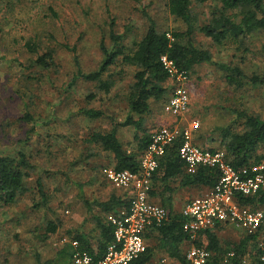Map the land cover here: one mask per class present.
I'll list each match as a JSON object with an SVG mask.
<instances>
[{"label":"rangeland","instance_id":"obj_1","mask_svg":"<svg viewBox=\"0 0 264 264\" xmlns=\"http://www.w3.org/2000/svg\"><path fill=\"white\" fill-rule=\"evenodd\" d=\"M166 2L10 0L8 3L0 0V156L23 151L35 164L27 180L30 190L12 205L0 202V261L3 264H37L36 251L44 261L57 259L56 264H74L67 252L62 258L58 252L62 248L68 250L72 235L78 231L87 233L96 243V221L80 197L78 184L83 185V194L91 200H107L112 193L127 197L123 188L114 186L103 174L105 167L115 168L114 155L88 139L93 132L111 130L113 120L126 117V98L136 68L122 64L121 57L110 66L103 77L115 80L109 93L100 92L97 83L83 78L73 81V77L79 69L89 72L99 67L104 57L101 44L111 47L112 29L125 33L124 43L128 46L144 36L149 17L156 21L160 32L185 31V23L170 13ZM217 5V0L194 4V12L205 22ZM50 6L57 11L56 16L50 15ZM29 37L41 42L42 51L49 48L55 51L57 66L53 70L38 72L35 67H29L32 54L23 46V39ZM194 39L211 51L214 62L239 66L249 75L264 74V30L242 42L229 40L215 44L199 32L194 34ZM189 76L193 83L191 108L180 128L183 130L198 121L201 136L197 140L206 141L198 145L221 148L223 128L242 132L245 117L240 116L241 112L264 118V85L246 81L243 88L234 87L214 63L197 65ZM173 84L171 81L170 94ZM152 101L153 110H161L163 103ZM83 107L99 108L105 114L92 120L81 112ZM28 112L35 122L25 120ZM156 119L154 114L147 117L148 131L156 128L159 123ZM137 131L133 126L119 127V136L129 150L137 148L135 133L143 134ZM259 151L263 152L264 148ZM39 178L44 183L46 204L37 188ZM177 183L173 181L174 186ZM162 189L157 187L156 195L150 194L152 201L159 205ZM197 191L196 187H178L173 193L176 211H182L189 200L206 193ZM176 197L180 198L176 200ZM36 203L42 206L37 207ZM258 208L264 210V204ZM49 221L58 223L59 228L43 241L42 233ZM233 225L219 230L223 242H238L244 236ZM251 253L245 257L244 264H259L255 249Z\"/></svg>","mask_w":264,"mask_h":264},{"label":"trees","instance_id":"obj_2","mask_svg":"<svg viewBox=\"0 0 264 264\" xmlns=\"http://www.w3.org/2000/svg\"><path fill=\"white\" fill-rule=\"evenodd\" d=\"M7 1L10 2V0ZM210 1L212 0H167L166 4L170 13L185 23V31L160 32L156 21L149 17V25L144 36L134 40L132 45L128 46L124 43L125 33H116L112 29L111 47L104 42L101 44L104 57L99 67L89 72L79 69L74 74L73 81L83 78L97 83V89L100 92L109 93L115 85V80L103 77L109 71L110 66L115 65L121 57L122 64L136 68L134 80L126 98L128 106L126 117L121 121L113 120L111 130L93 132L88 139L89 142L100 145L105 151L114 155L116 170H130L138 173L141 169L142 155L151 144L153 135V131L150 132L145 128L147 115L151 113L150 102L152 99L167 102L169 98L167 94L171 91L167 85L170 75L161 60L164 55L171 58L180 71H186L188 74H191L197 65L214 63L226 73V80L234 87L243 88L246 81L254 85H264V74L249 75L239 66L214 62L211 51L198 45L194 39V34L199 32L215 44H224L229 40L242 42L253 33L264 30V0H217L219 5L215 7L212 17L201 22L194 12V4H204ZM2 3L6 2L2 1ZM49 8L51 16L58 14L53 7ZM40 44L41 42H38L35 37L23 39L24 48L32 54L30 57L32 65L29 67H35L38 72L41 70L51 71L57 66L55 51L52 48L42 51ZM93 96L92 94L89 98L91 99ZM81 112L92 120L105 114L104 110L95 107H83ZM240 116L245 117L244 130L234 132L229 128H223L222 147L209 148L214 151L224 150L228 161L238 169L264 160V151H259L260 148H264V118L246 112H241ZM24 118L26 121L35 122L34 116L29 112ZM127 126H133L138 130L137 132H143L142 135L135 133L134 139L138 144L134 150H129L119 136V127ZM181 145L182 138L180 137L160 158V165L153 174L151 193L156 195V184L161 183L163 188L161 192L162 206L167 210L166 220L153 229L159 233L157 247L166 251L180 264H192L187 258V251L193 245L203 246L212 252V256L206 264H244L247 254L255 249L256 261L259 264H264L261 259L264 249L260 246L259 234L246 232L247 234L238 242H223L219 236V230L224 227L223 222L216 223L213 228L198 231L194 238L184 230L186 218L182 213L174 210L173 196L167 195V192L173 191L171 182L181 178L182 184L185 186L205 185L213 188L221 173L219 169L212 167H200L196 173H188L186 163L179 155ZM34 170L35 164L31 162L30 156L23 151H18L15 155H1L0 202L12 205L27 193L30 190L27 180L32 176ZM37 184L38 191L46 204L47 195L41 178L38 179ZM78 185L81 191L80 197L83 198L89 214L96 221L98 236L96 243H93L87 233L78 231L72 235V239L79 242L77 250L87 252L96 259H100L107 253L108 246L114 241L115 225L108 220V214L119 213L121 209L129 210L131 201L128 197L117 193H112L107 200H91L83 194V185ZM237 196L240 204L251 206L254 209H261L258 206L264 204V189L254 195L237 194ZM36 206L42 205L36 203ZM58 228V223L49 221L42 233V240L49 239L52 234L57 232ZM68 232L72 234L71 231ZM67 249H60L58 256L62 258L61 256L67 252L70 260L73 261L76 248L70 243ZM154 251L155 247L148 245L147 250L129 264H149L154 256ZM35 258L37 264L57 263V259L44 261L39 251L35 252ZM5 260H9V258ZM0 264L3 263L0 261Z\"/></svg>","mask_w":264,"mask_h":264},{"label":"built area","instance_id":"obj_3","mask_svg":"<svg viewBox=\"0 0 264 264\" xmlns=\"http://www.w3.org/2000/svg\"><path fill=\"white\" fill-rule=\"evenodd\" d=\"M161 60L174 82L165 110L173 116L185 115L191 108L192 80L168 56L164 55ZM198 127V121L183 130L170 125L158 127L142 155L138 173L119 171L113 167L103 169L110 183L126 190L131 207L108 214V220L115 225L114 241L102 258L96 259L87 252L77 250L79 242L70 239L71 245L76 248L74 264H129L147 250L146 233L167 218L166 208L154 203L150 196L153 174L160 165V158L180 137L179 155L185 161L188 173H196L200 167L217 168L221 173L210 191L189 200L183 207L181 213L186 218L184 230L194 238L198 231L214 227L218 222L232 223L249 234H259L260 246L264 249V210L240 204L237 196L254 195L264 189V160L238 169L228 161L224 150L214 151L195 143L193 129ZM211 256L212 252L203 246L193 245L187 251V258L192 264H206ZM261 259L264 261V254ZM160 264H167L166 259H162Z\"/></svg>","mask_w":264,"mask_h":264},{"label":"crops","instance_id":"obj_4","mask_svg":"<svg viewBox=\"0 0 264 264\" xmlns=\"http://www.w3.org/2000/svg\"><path fill=\"white\" fill-rule=\"evenodd\" d=\"M170 82H171V79L169 80V82L167 83V85L170 87ZM171 89V88H170ZM170 93L168 92V97L170 96L169 95ZM153 100V99H152ZM151 100V113L150 114H148L147 115V117L149 116V115H151V114H154L155 115V117H157V119H156V122H159L157 125H156V128L153 130V132L158 128V127H160V126H158L159 124L160 125H170V126H178V127H181V125H184L185 123H183L184 121V117L187 115V114H185V115H182V116H173L172 114H170V113H168V112H166V110H165V104H166V102H164V101H161L162 103H163V107L161 108V110H159V111H157V110H153V108H152V101ZM165 100V99H164ZM157 111V112H156ZM158 120V121H157ZM146 121H147V119H146ZM164 123H163V122ZM192 125V123L190 124V126ZM201 132L199 131V127L198 128H195V129H193V136H194V141H195V143L197 144V143H199V142H204V143H206V141H204V140H200V141H198L197 139H199V138H197V136L198 137H200L201 135ZM197 141V142H196ZM201 146H202V144H200ZM203 147H205V145H203ZM177 180V185H173V181L175 182V180H173L172 182H171V184H172V187H173V191H171V192H167V195H172L173 196V208H174V210L176 211V209H175V198H174V192H176L177 191V189H178V187H181V185L182 186H184V187H196V189L199 191V193H201V192H204V191H206V192H208V191H210L212 188H209L208 186H205V185H195V186H191V185H188V186H185V185H183L182 184V180H181V178H177L176 179ZM179 184V185H178ZM157 185V187L158 188H160L161 187V183H157L156 184ZM198 186V187H197ZM177 188V189H176ZM122 189V188H121ZM124 191L126 192V190L124 189ZM197 191V192H198ZM125 195H126V193H125ZM165 195H166V193H165ZM127 196V195H126ZM177 198H180V197H176V200H177ZM160 202H161V205H162V193H161V196H160V200H159ZM120 211V210H119ZM118 211V212H119ZM176 212H178V211H176ZM179 213H181V211H179ZM222 225H223V223H222ZM227 225H233L232 223H224V225L223 226H227ZM233 226H235V225H233ZM211 228H213V227H211ZM239 229L240 230H242V232H243V235H245V234H247L246 233V231L244 230V229H242V228H240L239 227ZM151 233V234H150ZM148 234H150V236H148ZM158 235H159V233L156 231V230H150V231H148L147 233H146V240H147V243H148V245L149 246H152V247H155V250H159V252H162L161 254L162 255H164V256H161V257H159L161 254L160 253H158V252H156V251H154V256H153V258H152V261L149 263V264H160V262H161V260L162 259H166V262H167V264H180L176 259H174V258H171L167 253H166V251H164V250H162V249H160V248H158L157 247V243L159 242V240H158ZM220 236V235H219ZM243 237V236H242ZM221 238V237H220ZM252 248V247H251ZM249 254V253H248ZM159 255V256H158Z\"/></svg>","mask_w":264,"mask_h":264}]
</instances>
